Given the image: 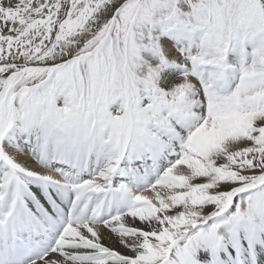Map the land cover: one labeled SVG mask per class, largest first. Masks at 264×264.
<instances>
[{"label":"snow or ice","instance_id":"obj_1","mask_svg":"<svg viewBox=\"0 0 264 264\" xmlns=\"http://www.w3.org/2000/svg\"><path fill=\"white\" fill-rule=\"evenodd\" d=\"M0 264H264V0H0Z\"/></svg>","mask_w":264,"mask_h":264},{"label":"bare ground","instance_id":"obj_2","mask_svg":"<svg viewBox=\"0 0 264 264\" xmlns=\"http://www.w3.org/2000/svg\"><path fill=\"white\" fill-rule=\"evenodd\" d=\"M22 161L25 160L26 158L25 157H21L20 158ZM146 195H150L149 193H146ZM105 243H107V241H105Z\"/></svg>","mask_w":264,"mask_h":264}]
</instances>
